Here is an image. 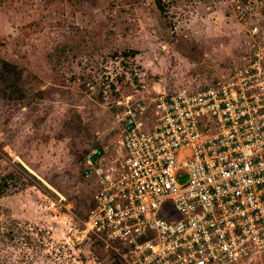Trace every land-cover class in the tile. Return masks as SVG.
Listing matches in <instances>:
<instances>
[{
	"label": "rangeland",
	"instance_id": "rangeland-1",
	"mask_svg": "<svg viewBox=\"0 0 264 264\" xmlns=\"http://www.w3.org/2000/svg\"><path fill=\"white\" fill-rule=\"evenodd\" d=\"M253 23L264 0H0V232L17 234L0 264H120L85 232L84 156L113 148L127 99L152 107L245 61Z\"/></svg>",
	"mask_w": 264,
	"mask_h": 264
},
{
	"label": "built area",
	"instance_id": "built-area-1",
	"mask_svg": "<svg viewBox=\"0 0 264 264\" xmlns=\"http://www.w3.org/2000/svg\"><path fill=\"white\" fill-rule=\"evenodd\" d=\"M247 33L245 61L127 99L113 148L84 156L85 232L120 264H264V29Z\"/></svg>",
	"mask_w": 264,
	"mask_h": 264
},
{
	"label": "trees",
	"instance_id": "trees-1",
	"mask_svg": "<svg viewBox=\"0 0 264 264\" xmlns=\"http://www.w3.org/2000/svg\"><path fill=\"white\" fill-rule=\"evenodd\" d=\"M155 2H156V5L158 6V8H160L161 7V0H155ZM11 70H12L11 65H9L8 63H3L2 71H1L3 75L10 72ZM207 84H209V83H207ZM207 84H205V85H207ZM12 175H13L12 172H9L6 175L0 176V198L7 192V189L10 186L9 180H11ZM2 216L5 218L6 221H9V223L15 224V222L11 219V217L9 215L2 214ZM0 234H3L4 237L5 236L8 237V239L9 238L14 239L17 237V234H15L12 230L9 232H6V233L0 232Z\"/></svg>",
	"mask_w": 264,
	"mask_h": 264
}]
</instances>
